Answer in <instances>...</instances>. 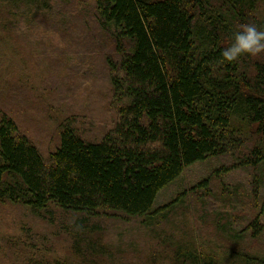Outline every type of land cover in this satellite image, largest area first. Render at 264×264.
<instances>
[{"label":"trees","instance_id":"1","mask_svg":"<svg viewBox=\"0 0 264 264\" xmlns=\"http://www.w3.org/2000/svg\"><path fill=\"white\" fill-rule=\"evenodd\" d=\"M90 1L92 7L77 3L90 18L76 31L93 33L102 46L111 122L101 136L70 118L47 154L0 111V206L59 230L73 260L50 262L29 234L35 249L10 250L22 264H121L126 254L136 261L142 253L107 245L108 226L136 222L158 248L149 264H264V257L235 246L260 238L264 225L259 218L243 229L227 223L238 193L214 183L250 171L264 210V53L234 62L221 55L240 25L264 29V0ZM59 3L0 0V28L32 26L37 15L59 13ZM71 10L57 14L58 27L74 20ZM210 159L231 164L159 204L188 168ZM201 222L230 240L227 253L217 243L199 245L194 224Z\"/></svg>","mask_w":264,"mask_h":264},{"label":"rangeland","instance_id":"2","mask_svg":"<svg viewBox=\"0 0 264 264\" xmlns=\"http://www.w3.org/2000/svg\"><path fill=\"white\" fill-rule=\"evenodd\" d=\"M80 1L92 7L93 2L90 0H60L57 14L72 8L70 14L74 17L73 21L65 25L58 27L57 14H50L43 17L37 15L38 21L32 26L26 24L13 32L0 28V111L14 118L21 132L47 154L58 144L59 129L67 119L77 118L79 126L95 137H100L101 130L111 122V115L108 114L111 105L110 84L105 76L104 58L100 56L101 43L95 40L93 33L84 35L76 31L81 21L90 18L86 6H77ZM230 162L210 159L188 168L174 186L160 195L159 204L219 174ZM251 181V172L241 170L214 182L220 190L229 187L232 192L238 193L239 203L230 208L232 214L228 215L226 222H233L240 229L249 227L258 218L264 225V210L260 209L254 196V191L258 189H254ZM219 189L216 191L220 192ZM263 202L260 201L261 206ZM201 223L206 228L194 224L201 231L200 237L195 235L200 238L199 245L203 243L216 248L214 243H217L224 251L233 246L229 239L214 231L211 222L206 223V226ZM108 227L110 232L106 240L109 247L117 252L134 251L143 255H138L136 261H130L126 254L121 264H149L152 251L158 248L146 231L136 222ZM58 231L33 219L22 209L0 206V247L4 249V252L0 249V264H22L10 248L20 245L21 248L17 247L16 251L22 254L30 247L31 251L35 249L27 242L30 238L26 234L33 236L34 243L49 253L50 262L58 257L72 261L68 240ZM235 246L264 257V234L257 240L250 239L245 244Z\"/></svg>","mask_w":264,"mask_h":264},{"label":"clouds","instance_id":"3","mask_svg":"<svg viewBox=\"0 0 264 264\" xmlns=\"http://www.w3.org/2000/svg\"><path fill=\"white\" fill-rule=\"evenodd\" d=\"M230 46L221 52L227 62L237 61L243 55L257 56L264 53V29L255 24L240 25L239 30L233 32Z\"/></svg>","mask_w":264,"mask_h":264}]
</instances>
